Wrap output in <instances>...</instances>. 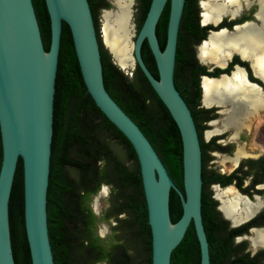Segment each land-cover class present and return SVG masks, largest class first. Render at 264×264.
<instances>
[{
	"label": "water",
	"instance_id": "95a60500",
	"mask_svg": "<svg viewBox=\"0 0 264 264\" xmlns=\"http://www.w3.org/2000/svg\"><path fill=\"white\" fill-rule=\"evenodd\" d=\"M45 1L51 19L48 50L33 0H0V132L3 149L0 264H16L10 226V198L20 160L24 171V220L31 264H56L49 234L47 202L56 77L64 23L70 27L88 92L129 139L137 153L152 233V264H172L173 251L184 239L192 222L201 247L200 264H211L202 213V147L192 111L175 83L178 38L186 0H152L132 51V69L138 65L141 67L179 127L183 143L184 191L174 182L139 124L106 88L100 42L89 0ZM168 3L167 39L162 48L157 25ZM257 11L258 8L256 17ZM223 17L214 25H220ZM232 17L236 18L237 14ZM248 22L251 21L238 24L236 28ZM145 41L154 55L159 77L151 72L143 58ZM105 47L113 62L129 73V69L119 65L106 44ZM256 85L263 92L262 86ZM172 189L178 192L183 206V213L176 222L172 220L170 211Z\"/></svg>",
	"mask_w": 264,
	"mask_h": 264
},
{
	"label": "trees",
	"instance_id": "16d2710c",
	"mask_svg": "<svg viewBox=\"0 0 264 264\" xmlns=\"http://www.w3.org/2000/svg\"><path fill=\"white\" fill-rule=\"evenodd\" d=\"M140 26L152 0H138ZM45 48L51 43V19L45 0H33ZM195 7V9H194ZM197 0H186L177 51V76L190 58L188 33L198 28ZM170 3L157 25L163 48L167 39ZM102 63L107 90L139 124L168 168L177 186L184 191L183 143L177 123L150 81L138 65L130 77L103 49ZM143 58L151 72L159 77L154 55L147 41ZM112 141L125 146L127 156L136 161L129 168L115 151ZM3 159L0 132V169ZM103 184L112 187L111 213L128 211L123 230L128 238H116L110 246L97 233L98 216L91 200ZM49 234L56 264H135L132 247L146 252V264H152V233L144 194L140 164L134 146L124 133L98 107L84 82L70 27L63 24L62 42L54 100V134L48 186ZM171 217L176 222L183 213L178 192L170 196ZM10 226L16 264H31L24 220V171L20 160L10 198ZM129 227V228H128ZM121 229V226L118 227ZM189 229L172 254V264H185L180 249L191 237Z\"/></svg>",
	"mask_w": 264,
	"mask_h": 264
},
{
	"label": "flooded vegetation",
	"instance_id": "af4514ba",
	"mask_svg": "<svg viewBox=\"0 0 264 264\" xmlns=\"http://www.w3.org/2000/svg\"><path fill=\"white\" fill-rule=\"evenodd\" d=\"M202 1L197 0L199 12L193 15L198 28L188 33L190 58L181 67L178 76L176 59L175 83L192 111L202 147V213L209 241L210 261L211 264H264V247L260 246L256 250L250 238L256 229L264 228V205L255 212L252 219L239 222L238 210L229 213L225 207V203L233 197L238 198V194L252 202L258 197L264 199V110L258 114L241 116L238 119L241 126L238 132V122L225 123L232 104L229 101L206 99L207 81L222 84L234 82L238 85L239 74L249 85L257 87V83L262 86L263 92H259L264 100V74L256 69L252 58L238 50L232 51L220 61L211 58L205 60L200 55L201 45L211 35L222 32H218L221 28L234 32L236 25L245 21L259 23L256 17L259 5L255 2L250 8L245 7L236 18L232 17L233 14H225L222 23L215 26L214 22L205 21ZM89 2L100 48L110 54L104 44V33L101 32L104 12L115 8L114 1ZM240 147L245 149V153L239 157ZM192 227L194 230H191V237L180 252L185 264H200L201 247L193 222L189 229Z\"/></svg>",
	"mask_w": 264,
	"mask_h": 264
},
{
	"label": "bare ground",
	"instance_id": "6f19581e",
	"mask_svg": "<svg viewBox=\"0 0 264 264\" xmlns=\"http://www.w3.org/2000/svg\"><path fill=\"white\" fill-rule=\"evenodd\" d=\"M113 1L115 8L105 11L103 15V40L115 55L119 65L127 70L134 66L132 37L135 36V32L132 8L135 0ZM255 2L259 5L257 11L259 23L251 21L237 27L234 32L223 30L211 35L210 39L200 47V55L203 59L211 58L220 61L230 55L232 51L238 50L244 56L252 58L256 69L264 74V0H203L202 7L205 21L216 22L225 14L235 15L245 7L250 8ZM257 87L246 83L239 77V74L238 85H235L234 82L222 84V82L207 81L206 99L220 102L229 101L232 107L227 113L225 123L237 124L241 116L258 114L264 110V100L259 87ZM239 123L237 125L238 132L241 129ZM244 153L245 149L240 147L238 156L240 157ZM263 205L264 199L258 197L255 202H252L239 194L238 198L233 197L225 203L229 213H236L238 210V222L255 214ZM250 238L254 247L264 246V228L256 229Z\"/></svg>",
	"mask_w": 264,
	"mask_h": 264
},
{
	"label": "rangeland",
	"instance_id": "374dc122",
	"mask_svg": "<svg viewBox=\"0 0 264 264\" xmlns=\"http://www.w3.org/2000/svg\"><path fill=\"white\" fill-rule=\"evenodd\" d=\"M138 6H139L138 0H135L133 5V17H132V22L134 24V32H135L134 34L135 36L132 37L133 42L140 29V14H139V8H137ZM102 28H103V24H102ZM129 70H130L129 73L127 74L130 77H133V72L135 71V68L134 69L130 68ZM112 145L115 151L117 152V154L122 159V161H124V163L129 168L136 167V161L127 156V152L124 145L117 143L115 141H112ZM111 192H112V187L108 184H103L100 191L97 194H95L93 199L91 200V207L93 211L97 214L99 219L97 222V233L105 241V244L107 246L116 243L115 242L116 238H128L130 236V230L128 229L123 230L124 226L126 225L125 221L131 218L128 211L119 214V218L123 220L122 222L117 221V219L113 218L112 216L106 218V216L112 212ZM119 225L121 226L120 230L119 228H114V227H118ZM131 254L135 264L147 263L146 260L147 254L141 246H138L137 248L136 246L132 247Z\"/></svg>",
	"mask_w": 264,
	"mask_h": 264
}]
</instances>
